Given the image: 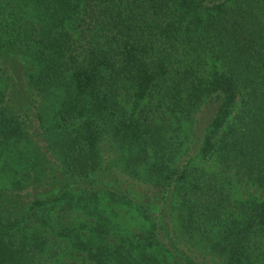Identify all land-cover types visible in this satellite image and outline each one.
<instances>
[{
	"label": "trees",
	"instance_id": "trees-1",
	"mask_svg": "<svg viewBox=\"0 0 264 264\" xmlns=\"http://www.w3.org/2000/svg\"><path fill=\"white\" fill-rule=\"evenodd\" d=\"M0 264H264V0H0Z\"/></svg>",
	"mask_w": 264,
	"mask_h": 264
},
{
	"label": "rangeland",
	"instance_id": "rangeland-1",
	"mask_svg": "<svg viewBox=\"0 0 264 264\" xmlns=\"http://www.w3.org/2000/svg\"><path fill=\"white\" fill-rule=\"evenodd\" d=\"M20 73L18 75H14L13 79L18 80ZM22 91H18L16 90L15 93L13 94L12 100L14 99V101L18 100L19 98V94L22 96L23 98V94ZM27 107L24 104L23 101H21V110H26ZM36 144H39L41 147V141H36ZM42 148V147H41ZM14 166L16 167L12 173L15 174L18 178H21L23 176L24 170H26L25 166L19 165V164H15L13 163ZM7 170H9L8 167H6ZM107 174V173H106ZM108 174H113L112 172H109ZM105 175V174H104ZM61 178V176H60ZM250 190V189H249ZM255 189L251 188V192H253ZM22 194H24L26 192V198H30V196L32 197V193L33 196L37 195L38 196H43L44 193L48 192V190L46 188L43 187H36V188H32L31 186L26 187L24 189L21 190ZM244 192V191H243ZM112 208H114L113 210L109 209L108 206L105 208V216L108 217L109 220H112L116 226H118L122 231L124 230H128V228L130 229H136L139 228L141 225V221L138 218H133V216L131 218H128V215L126 214V212L124 211V208L122 206H118L115 204H112Z\"/></svg>",
	"mask_w": 264,
	"mask_h": 264
}]
</instances>
